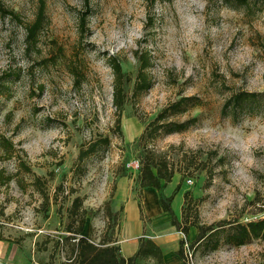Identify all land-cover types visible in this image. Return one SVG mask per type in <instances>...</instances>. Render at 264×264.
<instances>
[{
	"label": "rangeland",
	"instance_id": "374dc122",
	"mask_svg": "<svg viewBox=\"0 0 264 264\" xmlns=\"http://www.w3.org/2000/svg\"><path fill=\"white\" fill-rule=\"evenodd\" d=\"M37 3L0 0V264H68L73 241L66 227L77 196L81 234L95 242L116 238L118 183L124 179L138 195L146 153L173 172L163 192L181 195L172 202L192 253L183 264H264V239L209 250L193 244L197 229L190 225L264 217L262 112L237 120L222 113L232 92L264 91V2L45 0L47 23L28 50L24 26L1 8L29 22ZM86 9L88 31L80 38L78 14ZM135 51L149 57L151 87L129 99L117 131L107 59L134 76ZM73 66L82 72L79 82ZM183 96L200 105L166 121L197 117L195 125L140 138ZM103 137L107 146L78 161L81 148ZM3 139L13 144L11 153Z\"/></svg>",
	"mask_w": 264,
	"mask_h": 264
},
{
	"label": "trees",
	"instance_id": "16d2710c",
	"mask_svg": "<svg viewBox=\"0 0 264 264\" xmlns=\"http://www.w3.org/2000/svg\"><path fill=\"white\" fill-rule=\"evenodd\" d=\"M87 1L88 0H86V3ZM230 1L238 5H247L250 0ZM255 1L264 2V0ZM1 9L4 13L10 15L24 26L27 48L28 50L35 49L39 34L47 23L45 0H38L34 17L29 22H22L20 15L13 10ZM88 15L89 11L87 9L80 11L78 14V34L80 38L85 36L88 31ZM135 59L137 68L134 76L124 71L121 62L115 57H108L107 59L113 74L112 104L115 109V129L117 131H120L121 115L129 99L141 95L151 87V80L147 72L150 67L149 57L145 52L135 51ZM70 71L76 82L82 80V72L79 67L73 66ZM1 94H3V87H0V95ZM199 105L200 102L196 97H180L178 100L162 108L161 111L148 122L140 138H154L161 133L170 134L187 130L189 127L195 125V122L198 120L197 117L183 122L166 120L170 117L183 114L190 108ZM255 112H262L264 117V91L238 90L232 92L222 107V113L230 114L233 120H237L241 114H251ZM108 144L109 140L107 137L98 138L90 142L86 148H81L79 150L77 157L78 161L87 158L89 155L95 153L97 149L102 146H107ZM1 145L6 153L12 152L13 144L9 140L3 139ZM21 166H24L28 171V167L24 163H21ZM172 176L173 172L168 168L167 163L157 162L152 154L149 155L146 153L144 162L137 174L136 183L139 187L138 191L145 187H153L157 190L159 194V203L163 212L171 217L170 225L187 235V226H180L181 223L177 220L172 210L173 194L165 195L163 192L166 185L171 181ZM178 189L179 185L175 187L176 191ZM184 195H187V193L185 192ZM81 205V198L77 196L72 200L71 207L69 208L68 217L70 222L67 224L66 231L70 233L67 239H71L73 242L70 250V257L67 262L68 264H139L141 260L149 257L153 258L156 264H163L160 248L150 239H141L137 251L132 256L124 258L120 253V246L117 244L116 238L104 236L98 242H95L82 235L81 232L84 228L85 216L84 210H81ZM106 212L111 214L109 206H106ZM190 225L197 229L193 244L205 243V246L209 250L216 249L220 243L241 246L255 239H264V217L250 220L245 223L221 220L216 222V224L210 225H198L195 223ZM209 240L212 242H208ZM177 254L185 263L182 239L180 240Z\"/></svg>",
	"mask_w": 264,
	"mask_h": 264
},
{
	"label": "crops",
	"instance_id": "0c3cea01",
	"mask_svg": "<svg viewBox=\"0 0 264 264\" xmlns=\"http://www.w3.org/2000/svg\"><path fill=\"white\" fill-rule=\"evenodd\" d=\"M176 196L181 195L176 194ZM173 202L172 210L176 214ZM120 206L122 213L115 236L124 258L132 256L137 251L141 239H150L160 248L163 264H183L177 254L182 239L181 234L170 225V216L163 212L155 188H142L136 195L127 187L125 180L121 179L114 195V207ZM139 264H156V262L149 257L141 260Z\"/></svg>",
	"mask_w": 264,
	"mask_h": 264
},
{
	"label": "built area",
	"instance_id": "2783aa9c",
	"mask_svg": "<svg viewBox=\"0 0 264 264\" xmlns=\"http://www.w3.org/2000/svg\"><path fill=\"white\" fill-rule=\"evenodd\" d=\"M179 233L181 234V237H182V240H183L184 258L189 260L192 257V253H191V251L189 249V244L187 242L186 235L182 231H179Z\"/></svg>",
	"mask_w": 264,
	"mask_h": 264
}]
</instances>
